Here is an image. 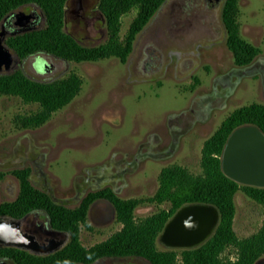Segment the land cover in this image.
Segmentation results:
<instances>
[{"label": "rangeland", "instance_id": "374dc122", "mask_svg": "<svg viewBox=\"0 0 264 264\" xmlns=\"http://www.w3.org/2000/svg\"><path fill=\"white\" fill-rule=\"evenodd\" d=\"M224 1L208 8L205 0H167L137 34L125 62L116 56L77 62L47 53L38 60L37 55L20 58L16 68L35 78L76 72L83 83L68 104L34 127L23 126L21 117L40 104L0 93V172L5 173L0 203L19 193L20 180L12 170L28 166L32 183L69 207L79 205L87 192L110 186L123 198L144 199L135 209L138 220L169 208L168 201L150 200L162 168L180 164L201 173L204 142L225 117L241 105L264 102V0H239L240 34L261 48L250 64L242 66L227 45ZM33 9L43 15L36 28L45 26V12L38 6L23 5L14 11ZM86 14L87 21L68 12L65 30L85 45L105 42L108 30L99 0L92 1ZM135 14L132 9L122 17L121 37ZM191 116L193 123L183 124ZM234 199L237 236L258 232L264 204L242 189ZM121 227L110 201L93 203L87 222L81 224V241L90 247ZM157 247L184 248L167 245L161 234ZM224 256L235 259L237 248L228 246ZM92 264L152 263L130 255L105 256ZM256 264H264V255Z\"/></svg>", "mask_w": 264, "mask_h": 264}, {"label": "trees", "instance_id": "16d2710c", "mask_svg": "<svg viewBox=\"0 0 264 264\" xmlns=\"http://www.w3.org/2000/svg\"><path fill=\"white\" fill-rule=\"evenodd\" d=\"M67 0H0V23L13 9L36 3L45 12L47 22L42 28L10 36L7 44L20 57L44 52L65 60L95 61L116 56L125 62L133 50L137 34L148 24L166 0H101L108 28V38L99 45H85L64 28ZM136 14L121 37L122 17L130 10ZM239 0H225L222 19L227 31V45L238 65H247L261 52V48L240 34L238 21ZM82 77L76 72L52 78L38 79L23 69L0 73V93L22 97L27 102L40 104L38 110L23 115V126L34 127L46 122L55 111L68 104L81 90ZM255 125L264 131V102H251L235 108L221 122L217 130L203 145L202 172L194 174L185 166L172 164L162 168L159 187L150 197L159 203L170 202L169 208L161 209L145 219L138 220L135 209L142 198H123L112 187L90 191L80 204L69 207L57 203L45 190L36 187L30 178L31 168L12 170L20 180L17 197L0 203V216L22 217L42 209L51 224L70 233L69 242L50 254H35L15 246H0V261L14 264H91L105 256H141L152 264H255L264 255V222L260 230L239 238L233 222L236 212L235 193L242 189L249 196L264 204V187L241 184L223 170V154L229 136L239 127ZM5 173L0 172V179ZM105 196L113 203L122 227L107 239L90 247L80 237L81 224L87 222L89 208L95 198ZM207 202L216 205L220 220L214 233L195 247L159 249L157 239L168 220L185 204ZM237 248L235 259L224 256L225 249ZM181 256V259L179 258Z\"/></svg>", "mask_w": 264, "mask_h": 264}, {"label": "water", "instance_id": "95a60500", "mask_svg": "<svg viewBox=\"0 0 264 264\" xmlns=\"http://www.w3.org/2000/svg\"><path fill=\"white\" fill-rule=\"evenodd\" d=\"M217 1V0H215ZM23 22L32 18L34 13L21 12ZM19 14V15H20ZM16 55L3 44V35L0 32V71H10L16 63ZM254 136L264 145V133L255 126H243L234 133L235 137ZM249 141L241 140L242 148L249 146ZM232 145L229 142L228 148ZM225 151L223 170L238 181L247 182L251 178V156L258 157L262 151ZM23 217L10 215L0 216V245L16 246L35 254H49L63 246V243H55L42 247L33 235L21 230ZM220 220L218 207L207 202H193L180 207L168 220L161 239L171 247H195L205 242L215 231ZM0 264H9L8 261H0Z\"/></svg>", "mask_w": 264, "mask_h": 264}, {"label": "flooded vegetation", "instance_id": "af4514ba", "mask_svg": "<svg viewBox=\"0 0 264 264\" xmlns=\"http://www.w3.org/2000/svg\"><path fill=\"white\" fill-rule=\"evenodd\" d=\"M92 1L93 0H67L66 4H65L64 28H65V24L67 21L68 12H71L73 14L74 18H77L79 20H85V21L89 20V15L86 14V10L90 8ZM221 1L222 0H217V1L205 0V3H206V6L208 8H215L221 3ZM100 2H101V0H99V8H100ZM70 3L73 4L72 8L68 7V5ZM224 3H225V1H224ZM23 5H31V6L40 7L36 3H26ZM23 5H21V6H23ZM21 6H19V7H21ZM223 6H224V4H223ZM15 9H13L11 12H9L2 19V21L0 23V28L4 31V33L1 30H0V32L3 35V44H5L11 50V52L16 55L17 61L15 63L14 68H12L10 71L3 70V71H0V73L12 72L15 69H18V68H16V66L20 62V58H27V57H30L32 55H37L36 60H38V58L41 56V54L44 53V52H36V53L31 54L27 57H20L16 52H13L14 49L7 44V39L10 36L17 35L19 33H23L26 31L38 29V28H36V26L40 25L42 23V20H43V15L35 9H33L30 12H25L23 10L16 12V11H14ZM100 10L104 14V12L101 8H100ZM21 12H25L27 14L28 13H34V16L32 18L26 20L25 23H21L24 21V19L22 18V15L20 14ZM45 16H46V14H45ZM104 16H105V14H104ZM105 19H106V16H105ZM46 22H47V18H46ZM106 25H107V20H106ZM39 28H42V27H39ZM107 30H108V28H107ZM57 58H59V57H57ZM49 67L50 66L47 63V69H49ZM196 79L200 81L198 76H196ZM193 118H194L193 116L184 118L183 124L184 123H193ZM244 126H255V125L249 124V125H244ZM241 127H243V126H241ZM255 127H257V126H255ZM257 128L260 129L259 127H257ZM260 130L264 133V131L262 129H260ZM235 131L229 136L228 141H227L226 146H225V149L223 150L224 151V154L222 156L223 160H224V156H225V151H235V153L237 151H262V154L258 157L257 156L254 157L253 155L251 156L252 164L249 168L251 178H249V180L247 182H243V181H239V182H243L244 184L264 187V145L258 140V138L254 137V136H244V137H235L234 138L233 136H234ZM241 140L249 141L250 142L249 146L247 148H242ZM231 141H232V145L230 148H228L229 142H231ZM175 142H179L178 137L175 138ZM173 150L174 149H172V151ZM202 151H203V148H202ZM235 153L233 152V154H235ZM100 189H102V188H100ZM97 190H99V189H97ZM92 191H95V190H92ZM89 192H87L85 195H87ZM102 200L110 201V199L105 197V196H99V197L94 199L92 204L93 203H99ZM57 203H59V202H57ZM21 230L26 234L33 235L42 247H47V246L52 245V244L54 245L55 243H63L62 247H64L70 240V233L67 230L55 227L53 224H51L49 217L47 216L46 212L42 209H36V210H33V211L27 213L26 215H24V218H23L22 223H21ZM8 263H9V261H8Z\"/></svg>", "mask_w": 264, "mask_h": 264}]
</instances>
